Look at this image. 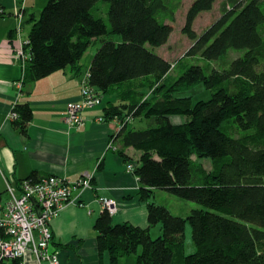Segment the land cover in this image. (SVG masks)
I'll return each mask as SVG.
<instances>
[{
  "label": "trees",
  "instance_id": "1",
  "mask_svg": "<svg viewBox=\"0 0 264 264\" xmlns=\"http://www.w3.org/2000/svg\"><path fill=\"white\" fill-rule=\"evenodd\" d=\"M215 2L191 4L183 30L193 43L186 56L207 61L238 56L227 69L210 75L194 64L166 85L159 101H135L136 82L151 80L154 92L170 77L173 65L156 53L173 33L169 21L177 7L169 0H47L38 15H30L22 58L26 88L67 67L79 78L88 73L89 84L103 97L116 93L107 117L122 123L117 137L124 147L142 154L136 174L143 198L158 189L192 203L185 219L149 202V224H161L163 230L157 239L148 229L114 224L105 209L96 229L99 250L110 251L112 264L136 255L139 247L135 264H264V0H230L221 17L197 34L198 16L212 11ZM96 43L94 59L84 70L83 56ZM195 83L214 91L212 98L194 103L175 96ZM15 105L12 124L26 135L32 107ZM141 117L149 127L133 128ZM174 117L183 122H173ZM226 122L236 132L225 130ZM133 160L125 157L126 164ZM28 180L39 179L34 173ZM187 223L196 250L190 255ZM3 264L20 261L5 259Z\"/></svg>",
  "mask_w": 264,
  "mask_h": 264
},
{
  "label": "crops",
  "instance_id": "2",
  "mask_svg": "<svg viewBox=\"0 0 264 264\" xmlns=\"http://www.w3.org/2000/svg\"><path fill=\"white\" fill-rule=\"evenodd\" d=\"M40 1L43 0H0L1 201L10 197L8 184L18 188L34 173L39 180L57 176L69 181L75 202H69L51 222L52 250L61 264H112L110 251L101 253L98 244L96 221L105 210L102 199L116 202V212L111 214L107 210L114 224L128 223L148 229L155 239L163 230L161 224L156 228L150 226L148 205L149 202L162 205L156 198L158 189L152 190L150 199L143 198L139 176L127 169L125 157L137 162L142 154L133 147H124L117 137L122 123L107 117L108 108L117 102L116 93H107L105 103L86 109L85 126L73 130L65 118L69 105L81 100L82 80L75 69H62L26 88L21 79L26 71L20 53L25 54L30 15H38L46 6L47 0L40 8ZM19 81L23 82L22 88L18 87ZM18 102L30 104L33 110L26 135L17 131L10 116ZM86 174L91 178L89 188L82 186ZM179 202L189 210L191 204ZM141 250L139 247L137 254ZM137 257L125 256L119 263L135 264ZM22 264L51 263L29 252Z\"/></svg>",
  "mask_w": 264,
  "mask_h": 264
},
{
  "label": "built area",
  "instance_id": "3",
  "mask_svg": "<svg viewBox=\"0 0 264 264\" xmlns=\"http://www.w3.org/2000/svg\"><path fill=\"white\" fill-rule=\"evenodd\" d=\"M23 58L25 54L20 53ZM81 77V100L71 103L65 118L73 130L85 126L83 112L104 103L102 93L89 84L88 73ZM21 83L18 84V87ZM11 118H17L15 113ZM102 120V119H100ZM128 171H135L134 163L127 164ZM82 186L91 187L90 175L86 174ZM73 187L69 181L59 177H45L34 183L24 180L20 187L8 184L9 199L0 196V264L7 261L25 260L29 252L51 264H61L52 250L53 235L51 222L73 199ZM110 213L116 212L115 200L102 199Z\"/></svg>",
  "mask_w": 264,
  "mask_h": 264
},
{
  "label": "rangeland",
  "instance_id": "4",
  "mask_svg": "<svg viewBox=\"0 0 264 264\" xmlns=\"http://www.w3.org/2000/svg\"><path fill=\"white\" fill-rule=\"evenodd\" d=\"M194 1L195 0H169L170 3L174 4V6L177 7V12L174 16V19L170 20L172 22L169 21V24L173 25V33L170 36L169 40L167 41V44L160 47V49H157L156 53L159 55H162L166 60H168L173 65V69L171 73L169 74L170 77L164 81L165 83L160 84L159 86L160 88L155 85L157 90H155L154 92H153V88L151 87V86H154V84L151 80L146 79L145 83L140 82V81L136 82V85H138L137 88H139V92L137 93V98L135 99V101L140 102L141 100H145V99L146 100L150 99L152 101L162 100L165 95V92L167 91L165 90L167 88L166 85L168 87L171 86L173 82L177 81L180 78V76H182V74L185 72L186 69L193 66L194 64L201 65L203 69L205 70V73L210 75V72L213 70L227 69V67H229L231 63L230 61L233 58H236L238 56V53H231L229 56H226V58H221L215 61H207L206 59H202L201 57L190 58L186 56L187 55L186 52L192 46L193 42L189 40L187 34H185V31L183 29L187 21L186 20L187 13L190 10L189 8L191 7V4ZM45 2L46 0L40 1L39 7L42 8ZM228 2H230V0H216V2L213 5L212 11L203 12L201 15L198 16L196 24L194 25V30L197 31V34H202L203 31H205V29L209 28L211 25L214 24V22L218 20V18L221 17V15L225 11L224 8H226L225 6ZM116 40L119 41L120 38L116 36ZM96 47H99V43L92 45V48L88 50L87 53H85V55L83 56L84 59L82 60V65L84 66V70L87 69L91 65L94 59V53L96 51L95 50ZM22 60L23 59L21 57V61ZM23 67H24V64H23ZM67 68L73 69L72 67H67ZM84 75L80 76V79ZM24 77L25 76L21 78L22 81L24 80ZM22 81H19V82H22ZM140 84L142 86H140ZM22 86H23V82L21 83V88ZM213 92L214 91L207 88V85H204L202 83H197V84L195 83V85H191L190 87H186L184 89H181L180 91H176L175 96L176 97H184V96L190 97L191 99H193L195 103L197 101L210 100L212 98ZM107 99H108V95H107ZM15 107L17 106L14 105V107L12 108L13 109L12 112H10V115L14 113ZM12 120H13V117H12ZM172 120L173 122L178 123V124L183 122V119H181L180 117H174ZM134 121H135L134 123H131L132 124L131 126L133 128L142 129V128L149 127V121H147L144 118L141 120V122L139 121L138 118L135 119ZM223 127L225 128V130H228L229 133L236 132L235 131L236 129L234 128L235 125L233 123L226 122V124H224ZM133 162H135L134 165H136V169H137L139 167V165L136 164L138 163V161L137 162L133 161ZM203 162L205 164L204 166L208 170L211 169L212 165L210 161L205 160ZM135 173H136V170H135ZM156 198H157V201L160 204H162V206H164L165 208H168L173 215L176 216L180 214L179 216L185 219L189 216L190 210L188 211L186 207H182L179 201L192 205L191 202H187L179 197L177 198L171 195L170 193L163 192L161 190L160 191L158 190V194L156 195ZM105 209L108 210L106 207ZM154 228H156V226ZM186 229H187L186 239H185L186 240V251H187V254L190 255V254L195 253L196 250H195L194 240H192V229L189 223H187ZM136 255L138 256L139 254H136Z\"/></svg>",
  "mask_w": 264,
  "mask_h": 264
},
{
  "label": "clouds",
  "instance_id": "5",
  "mask_svg": "<svg viewBox=\"0 0 264 264\" xmlns=\"http://www.w3.org/2000/svg\"><path fill=\"white\" fill-rule=\"evenodd\" d=\"M105 98V96L103 97V99ZM105 103V102H104ZM12 119V118H11ZM13 121V120H12ZM121 130V129H120ZM132 163H134V162H132ZM129 164V163H128ZM49 177H51V176H49ZM57 177V176H56ZM43 179V178H42ZM28 180V179H27ZM41 180V179H40ZM29 181V180H28ZM23 183V182H22Z\"/></svg>",
  "mask_w": 264,
  "mask_h": 264
}]
</instances>
